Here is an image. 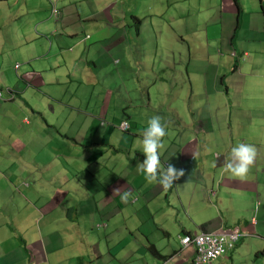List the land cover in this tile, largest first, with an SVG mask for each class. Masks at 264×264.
<instances>
[{
    "label": "crops",
    "instance_id": "obj_1",
    "mask_svg": "<svg viewBox=\"0 0 264 264\" xmlns=\"http://www.w3.org/2000/svg\"><path fill=\"white\" fill-rule=\"evenodd\" d=\"M162 1L170 20L150 30L152 53L146 42L124 59L128 30L120 26L133 18L138 39L146 37L130 0H60L59 17L51 0H0V90L18 93L0 100V264H193L185 233L227 232L240 242L212 264H264V0H239L240 9L234 0ZM193 16L201 57L190 55L188 65L208 64L187 72L183 94L194 104L197 92L202 106L169 109L175 95L165 104L151 92L122 98L104 88L113 62L138 66L140 83L166 80L171 48L183 39L176 24ZM100 35L109 42L89 47ZM156 116L167 133L162 168L185 172L168 189L137 171ZM239 143L257 150L245 180L223 172ZM178 205L194 219L174 222Z\"/></svg>",
    "mask_w": 264,
    "mask_h": 264
},
{
    "label": "rangeland",
    "instance_id": "obj_2",
    "mask_svg": "<svg viewBox=\"0 0 264 264\" xmlns=\"http://www.w3.org/2000/svg\"><path fill=\"white\" fill-rule=\"evenodd\" d=\"M59 1L60 0H51V4L52 5L56 4V7L58 8V10H59ZM106 1L107 0H103V2H106ZM191 2H193L194 4V0ZM130 4L132 6L139 5L140 7L136 15L145 19L146 37L142 36L140 40L138 39V34H137L138 22L133 18L128 19L126 22L123 23V25L117 24L115 27V31L119 29L118 28L119 25H121L120 27L123 28L124 32L128 30L127 33L121 37V39H123L124 42L126 41V39L128 40L127 44L123 47L122 52H121L124 59H128L127 54L128 52H130V49H129L130 46H132V48L135 49L136 46L141 47L146 42H147L146 46H149L150 48L149 53H152V46L150 45L151 41L147 39V37L150 36L149 35L150 30L154 28L158 29L160 28V26L164 25V23H168L166 22V20L167 21L170 20L167 15H164V13L168 12L170 9L166 7L165 2L162 0H130ZM143 5H148V8H146L145 6L143 7ZM53 17H56V16L53 14ZM176 17L178 16L172 17L169 26L166 28V31L169 34L174 33L171 26L173 25L174 18ZM104 18H105L104 20H106L108 16L104 15ZM53 19L48 23L50 28L46 32V34L50 36H53L55 23H56V21ZM38 21L40 24L41 22L44 21V18H42L41 16H38ZM188 21H189V25L182 21H179L176 24L177 29L183 35L182 36L183 39L179 37L178 45L171 48L172 51L170 52V54H172V56L170 57L169 62H166L169 68L167 72L164 74V76L167 77L166 80H161L159 83H154L155 81L149 82L147 84H145L144 82L140 83V79H141L140 73L141 72L139 71L138 66H134V70H127L123 66H117L115 62H113L111 65L108 66V68L111 67L108 69V74L106 73L103 74L104 88L106 86L111 87L112 90H115L116 93L122 98L124 97V95H127V92H130V91H132L135 94L140 93L141 97L144 95V92H146V94L151 92V93H154L158 98H163L164 100L163 102L165 104L168 102L169 98L175 95L173 100L168 105L169 109L172 108L173 106L178 108L180 104H184V103L185 105H182L183 107L202 106L203 102L197 92H195L194 94V104H188V102H185L186 98H185V95L183 94V88L186 86V81L188 80L187 72L193 71L194 68L201 69L206 63L208 64L207 60H206V63H201L202 61L199 60L195 63L193 62V64H191L190 66L188 65L189 63L188 58L190 57V55H191V58L193 59H197L201 57L197 55L196 53H194V48L196 46V43L194 42L195 34H194V28H193L194 16L191 17ZM102 26L107 27L106 23H102ZM111 32L112 34L115 33L113 30H111ZM128 33L130 34L129 36H127ZM132 34H134L133 37H132ZM104 39H106V37L100 35L98 40H92L90 42L89 47L95 46L96 43L100 41L102 43L109 42ZM124 49H125V52H124ZM169 50L170 48H168V51ZM212 51L213 50H211V52ZM141 53H144L143 50H140V51L135 50L136 56ZM207 54L208 52H204L203 54L204 57ZM105 58L109 59V57H105ZM99 64L101 65V62H99ZM90 66H93V64H91ZM194 73H195V70H194ZM142 79L144 80L145 77H143ZM177 83H178V88L175 94L173 93V89L174 87L177 86ZM159 84H160V87L158 89ZM204 86L205 84H203V88ZM197 90L198 91L200 90L199 87L197 88ZM159 91H161V93H159ZM121 109L122 107L118 106L117 101H116L113 112L120 115L122 114V112H119V110ZM125 136H128V135L126 134ZM194 215H195L194 211H189V209L185 210L184 207L182 208L181 205H178L177 210L172 213V220L177 223L180 222L181 224H185L187 221L190 220V218L194 219ZM134 251H132V253ZM259 259H264V258H259ZM255 262L256 260H253V263Z\"/></svg>",
    "mask_w": 264,
    "mask_h": 264
},
{
    "label": "clouds",
    "instance_id": "obj_3",
    "mask_svg": "<svg viewBox=\"0 0 264 264\" xmlns=\"http://www.w3.org/2000/svg\"><path fill=\"white\" fill-rule=\"evenodd\" d=\"M166 135L167 133L160 117H152L148 121V127L143 134L142 140V151L146 158L142 163L138 164L137 171L144 175L145 180L149 184L158 182L165 189H168L173 186L174 181L183 177L185 172L183 169H177L171 164H168L166 168H162L160 150L164 147L163 138ZM256 157L257 150L255 146L239 143L231 148L230 153L226 157L223 172L234 178L245 180L255 164ZM129 195L130 193L125 192L121 199H127Z\"/></svg>",
    "mask_w": 264,
    "mask_h": 264
},
{
    "label": "built area",
    "instance_id": "obj_4",
    "mask_svg": "<svg viewBox=\"0 0 264 264\" xmlns=\"http://www.w3.org/2000/svg\"><path fill=\"white\" fill-rule=\"evenodd\" d=\"M53 14L59 17L60 13L56 4H53ZM19 68V66H16ZM5 98L15 100L13 90L6 89L0 91V100ZM122 129L127 132L131 125L127 122L123 124ZM241 235L238 233H201L198 235L186 234L181 237V245L187 247L193 245L196 248V255L193 264H212L217 259L230 253L239 242Z\"/></svg>",
    "mask_w": 264,
    "mask_h": 264
},
{
    "label": "trees",
    "instance_id": "obj_5",
    "mask_svg": "<svg viewBox=\"0 0 264 264\" xmlns=\"http://www.w3.org/2000/svg\"><path fill=\"white\" fill-rule=\"evenodd\" d=\"M234 2H235V5L240 9V8H242L241 7V4H240V1L239 0H234ZM139 25L140 24H138V27H139ZM17 66H20V65H17ZM16 69H17V67H16ZM0 91H4V90H0ZM14 91V90H13ZM14 93H15V97H16V99H17V97H18V93L16 92V91H14ZM185 234H187V233H185ZM241 235V234H240ZM240 239H241V237H240ZM239 242H240V240H239ZM238 242V243H239ZM237 243V244H238ZM236 244V245H237ZM236 247V246H235ZM235 247L233 248V250L232 251H234L235 250ZM231 251V252H232ZM261 253H263V252H261ZM150 254H152L153 256H157V255H159V252L158 251H156V248H155V246H152L151 245V247H150Z\"/></svg>",
    "mask_w": 264,
    "mask_h": 264
}]
</instances>
